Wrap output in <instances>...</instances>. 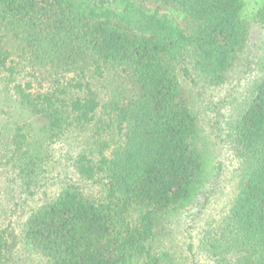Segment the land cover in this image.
Returning <instances> with one entry per match:
<instances>
[{
    "label": "trees",
    "instance_id": "1",
    "mask_svg": "<svg viewBox=\"0 0 264 264\" xmlns=\"http://www.w3.org/2000/svg\"><path fill=\"white\" fill-rule=\"evenodd\" d=\"M251 23L264 27V0H0V115L14 118L0 170L32 197L50 145L83 134L77 181L0 230V264L19 248L40 264H182L157 245L205 197L213 164L178 73L224 83ZM255 65L263 76L225 140L237 192L200 243L212 264H264V53ZM116 71L125 86L102 102L94 81Z\"/></svg>",
    "mask_w": 264,
    "mask_h": 264
},
{
    "label": "rangeland",
    "instance_id": "2",
    "mask_svg": "<svg viewBox=\"0 0 264 264\" xmlns=\"http://www.w3.org/2000/svg\"><path fill=\"white\" fill-rule=\"evenodd\" d=\"M264 53V27L251 23L248 43L235 67L227 74L224 83L207 85L202 78L190 70V75L178 73L181 84L189 89L194 99L199 135L206 156L211 160V177L205 197L196 205L172 217L170 234L158 242L159 250L169 251L182 264H212L200 243L207 231L215 228L227 215L230 203L237 192L236 159L227 143L228 125L234 122L246 106L249 85L263 71L255 63ZM189 67V66H188ZM190 68V67H189ZM126 76L122 71L106 72L104 77L94 81L93 88L103 102L125 86ZM2 106V105H1ZM6 113L0 115V129L13 124V110L3 107ZM10 113H12L10 115ZM83 134L69 131L62 140L50 145L47 171L42 184L34 196L22 194L14 175L8 167L0 170V230L9 227L17 230L19 224L34 206L55 195L62 185L77 177L70 167L73 157L82 145ZM83 190L96 194L98 187L80 182ZM7 264H40L33 255L19 248Z\"/></svg>",
    "mask_w": 264,
    "mask_h": 264
}]
</instances>
